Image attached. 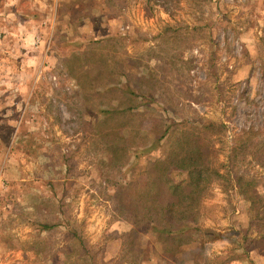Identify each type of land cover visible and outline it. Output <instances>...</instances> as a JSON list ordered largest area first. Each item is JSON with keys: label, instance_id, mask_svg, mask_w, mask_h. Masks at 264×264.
<instances>
[{"label": "rangeland", "instance_id": "374dc122", "mask_svg": "<svg viewBox=\"0 0 264 264\" xmlns=\"http://www.w3.org/2000/svg\"><path fill=\"white\" fill-rule=\"evenodd\" d=\"M5 1L0 264H264V0Z\"/></svg>", "mask_w": 264, "mask_h": 264}, {"label": "trees", "instance_id": "16d2710c", "mask_svg": "<svg viewBox=\"0 0 264 264\" xmlns=\"http://www.w3.org/2000/svg\"><path fill=\"white\" fill-rule=\"evenodd\" d=\"M196 151H197V154L200 156V159H201V163L196 161V179H193L192 178V175H193V169H195L194 166L188 168L187 167V171L189 173V183L190 184H193L194 181H196V184L202 180V167L204 166L205 170H207L208 168L205 167L207 165H205L203 163V160H202V151L201 149L198 148V146L196 145ZM198 165H202L201 168H197ZM188 166H191V164H189ZM164 181L166 182V184H168V190L171 191V193H173L179 186L180 184L178 183H173L170 178H169V174L165 171L163 174H160ZM230 181V179H229ZM231 182L234 184V187L238 190V193L240 194H244V188H243V185H242V178L241 177H236L235 179L232 178L231 179ZM185 221L183 218L181 219H173L172 216H168L166 217V215L162 218V223H164V226L161 227V231H159L163 236H173L174 234L175 235H178L177 232L181 231L182 228L186 227V224L183 222ZM178 223V224H177ZM176 226L175 228H172V226Z\"/></svg>", "mask_w": 264, "mask_h": 264}, {"label": "crops", "instance_id": "0c3cea01", "mask_svg": "<svg viewBox=\"0 0 264 264\" xmlns=\"http://www.w3.org/2000/svg\"><path fill=\"white\" fill-rule=\"evenodd\" d=\"M16 1V0H15ZM20 3H22L20 0H18ZM10 3H12V2H6L5 0H0V9H3V12L6 14V13H8V12H10L9 14H11V12L12 13H14V12H16L15 10V8H14V5L12 6V7H8L7 8V5L8 4H10ZM18 4V3H17ZM8 9V10H7ZM0 13V30L2 29V25H3V15L2 14H4V13ZM6 15H8V14H6ZM16 15H18V14H16Z\"/></svg>", "mask_w": 264, "mask_h": 264}]
</instances>
